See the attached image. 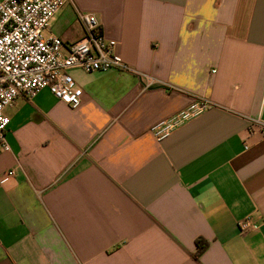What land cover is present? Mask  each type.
Listing matches in <instances>:
<instances>
[{"label": "crops", "instance_id": "1", "mask_svg": "<svg viewBox=\"0 0 264 264\" xmlns=\"http://www.w3.org/2000/svg\"><path fill=\"white\" fill-rule=\"evenodd\" d=\"M78 13L130 69H69L76 108L4 109L0 264H264V0H69L43 34L76 41Z\"/></svg>", "mask_w": 264, "mask_h": 264}, {"label": "built area", "instance_id": "2", "mask_svg": "<svg viewBox=\"0 0 264 264\" xmlns=\"http://www.w3.org/2000/svg\"><path fill=\"white\" fill-rule=\"evenodd\" d=\"M67 1L0 0V152L9 150L4 137L9 118L4 109L16 97L33 98L46 88L69 107L76 108L81 103L83 91L74 84L69 69L78 68L84 72L130 69L115 51L116 42L104 37L91 13H78L84 32L67 46L59 37L43 34L50 19ZM207 107V101L194 102L154 125V136L157 139L166 136ZM251 124L264 136L263 120L254 118ZM6 174L11 175L13 171ZM238 225L241 232L255 227L248 217Z\"/></svg>", "mask_w": 264, "mask_h": 264}, {"label": "trees", "instance_id": "3", "mask_svg": "<svg viewBox=\"0 0 264 264\" xmlns=\"http://www.w3.org/2000/svg\"><path fill=\"white\" fill-rule=\"evenodd\" d=\"M196 243V251L194 253V256L197 257L207 246V241L203 238L198 237L195 240Z\"/></svg>", "mask_w": 264, "mask_h": 264}]
</instances>
